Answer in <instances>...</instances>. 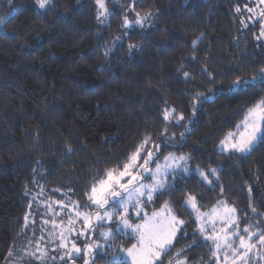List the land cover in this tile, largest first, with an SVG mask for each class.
I'll use <instances>...</instances> for the list:
<instances>
[{
    "label": "trees",
    "instance_id": "trees-1",
    "mask_svg": "<svg viewBox=\"0 0 264 264\" xmlns=\"http://www.w3.org/2000/svg\"><path fill=\"white\" fill-rule=\"evenodd\" d=\"M251 3L105 0V18L96 0H52L43 10L35 0H0V264H112L107 246L85 253L100 224L79 241L80 253L61 257L40 203L64 188L78 209L96 212L93 183L146 136L150 167L174 152L208 177L170 175L144 205L150 212L167 204L183 221L164 264L173 256L214 264L211 243L183 205L189 195L201 210L232 205L239 227L264 233V142L247 154L218 149L264 99V18L240 26ZM137 12L149 14L140 26ZM125 18L132 25L124 31ZM119 233L115 252L133 242Z\"/></svg>",
    "mask_w": 264,
    "mask_h": 264
},
{
    "label": "snow or ice",
    "instance_id": "snow-or-ice-1",
    "mask_svg": "<svg viewBox=\"0 0 264 264\" xmlns=\"http://www.w3.org/2000/svg\"><path fill=\"white\" fill-rule=\"evenodd\" d=\"M52 0H35V4L38 9H46L51 5ZM260 3H264V0H260ZM96 4L99 6L98 17H107L108 8L105 5V0H96ZM239 11V8L237 9ZM248 11H254L248 9ZM149 14L145 13L141 16L139 12L136 13V24H141ZM260 16H264V10L259 13ZM4 23V18L0 17V24ZM129 21L127 18L124 20V26L127 27ZM264 28V24L261 25ZM264 34V33H262ZM196 41H193L195 45ZM261 79L264 80V69H261ZM185 76L188 75L186 72ZM239 81H235V84H239ZM164 118H169V113L165 112ZM183 119V116H180ZM241 125L243 129L241 130ZM236 132H229L221 144L225 147H230L236 152L247 154L250 153L258 142H264V99L260 100L254 107L249 108L247 115L241 121V124L236 126ZM151 141V137L146 136L144 140L128 154L122 163H118L115 167L107 168L104 170L102 176H98L91 187V194L88 196L89 201L96 205L95 219L97 221H103L107 219L112 221L114 216H118L120 224L123 225V229H130L131 233L136 236V242L131 244V247L127 249H121L126 253V256L130 258L131 264H164V258L168 256L173 247V242L176 238L177 225L182 224L183 221L179 220L176 216L171 215V210L167 204L160 211H153L151 216L144 213L142 216V223H130V217L127 215V205L135 201L134 207L138 208L137 215L143 211L141 207V198L147 197V201H151L153 193L160 191L164 188V176L167 175V167L165 165L164 170H161L159 164L156 165L155 172H152L148 167L153 159V152L147 149V145ZM158 147V146H156ZM144 153V155H141ZM170 157H165V160ZM174 159V158H173ZM179 159L183 160L181 156ZM142 170V171H141ZM212 174L215 175L216 170L212 169ZM145 173L150 174L152 184L140 183V179L143 178ZM200 175L207 180L208 177L201 172ZM109 197L112 198V208H122L123 214H118L108 210ZM187 203L191 205L192 209L197 212V220L201 219V216H208L209 223L215 222L216 209H212V213H200L197 206L196 198L193 195H189ZM103 210V211H101ZM235 209L225 208V213L234 212ZM165 213H168L167 215ZM77 215H83L86 224H90L92 217L87 214L77 212ZM228 226H231L232 217L226 216ZM201 233L203 234L205 229L201 227ZM223 235L213 234L206 236V239L212 240L215 243L217 251L221 248L225 249V264H228V254L231 253V264H251L250 253L253 249L257 248L259 244L264 248V233H260L258 236L256 233L250 232L248 228L244 229L247 236L241 235L235 229L231 235L224 229L221 230ZM83 235V233H80ZM101 236L105 240L113 238L111 230L101 233ZM253 236H256V241H253ZM238 239V243L236 239ZM64 245L62 244L61 247ZM93 247H99V245H88L86 253L90 252ZM72 252L80 253L81 249L74 243L72 245ZM71 257V253H67ZM11 255V253H9ZM215 256L216 253L214 252ZM176 256H180V252H176ZM85 264L88 261L85 260ZM112 264H127V261L120 257H113ZM167 264H186L185 260L171 258L168 259Z\"/></svg>",
    "mask_w": 264,
    "mask_h": 264
},
{
    "label": "rangeland",
    "instance_id": "rangeland-1",
    "mask_svg": "<svg viewBox=\"0 0 264 264\" xmlns=\"http://www.w3.org/2000/svg\"><path fill=\"white\" fill-rule=\"evenodd\" d=\"M253 1H254V3H251V7L247 6L246 4L242 6L244 8L243 12H245V15L243 14L244 15L243 18L241 15V20H242L241 22L243 23V24L240 23L241 27H245V25H247V23L249 24L254 20L264 18V16L259 15L261 10H264V3H260V0H253ZM250 8L253 9L254 11H248V9H250ZM134 23H135V21H134ZM131 25L132 24L130 22H129L127 27H125L123 24L124 31L126 29L130 28ZM137 25L140 26V24H137ZM247 112L245 115H247ZM239 124H241V122ZM242 129H243V125H241V130ZM236 131H237V129L233 132H236ZM224 140H225V138L222 141H224ZM218 149L221 151H234L230 147H225L224 145H222L221 142L218 144ZM240 154H242V153H240ZM154 156L155 155L153 154V157ZM165 157H170V159L165 160ZM165 157L163 159H161L160 161H158L154 166H152V167L148 166L152 172H155L157 164H159L161 166L162 171L164 170L165 165H168L167 170H166L167 175L164 176L165 186L160 191L153 193L152 200L154 199L155 195L159 194L161 191H163L166 188L167 178L170 175L185 174V173H188L192 170L195 171L196 173H199V175H200V172L197 169L192 168L186 162L185 158L183 160L179 159V157H181V155H178V154L172 152ZM139 182L144 183V184H152L153 183L152 179L150 178L149 173H145L143 178L140 179ZM58 191H59L58 196H60L58 200L50 198L49 195L47 197V195L44 194L43 198H44L45 204L40 203L39 202V196H41L43 194V192H40L38 195H35L34 202H36V204L40 203L42 205V208L48 209L46 211L41 210L43 215L48 216V217L51 216V222L54 224V226H52V228H54V230L49 232V235H47V236L51 235V237H48V240L50 243H52V242L56 243L61 238L60 239L61 242L59 245L61 246L63 244L64 246L62 248L63 249L65 248V249L61 250V248L59 246L58 247L54 246V248L58 252V254L62 253L61 257L66 256L67 253H71V256H72V254L75 253V252L71 251L73 243L80 246V242H81V245H82V243L86 240L85 236H86L87 232H89V229H91V227L92 228L96 227L99 224L103 225V227H101V229L99 228V230H98L99 236H97V238L95 239L96 241L94 242V245H99V247H96L97 250H100V251L107 250V248H106V246H107L108 248H110L109 249L110 252H111V250H114V252H115V244H118L117 242L115 243V241H113V239H110L109 242H103L99 238L101 236L102 232L109 231V230L112 231L113 238L117 235V233L120 232L119 234H121L123 236L129 237V238L131 237L133 239L132 243L136 242V236L131 233L130 229H123V225L120 224L118 216H114L112 221H108L107 219H105L103 221H97L95 219L96 212H94V213L89 212L88 213L87 211L78 209V207L75 205V203H73V200L71 199V197L68 195V193H66V189L60 188V190H58ZM90 194H91V191H90ZM187 198H188V196L184 199L183 205L192 214L193 219L195 221L196 231L200 234L201 238L203 240H206V241L211 243L212 252L216 253L215 256L213 255L214 264H225V249L221 248L220 251H217L215 243L212 240L206 239L205 238L206 236L213 235V234H219L222 236L223 235V232L221 231L222 229L226 230L230 235L233 232V230L235 229L241 235L247 236V233L244 232L245 228H248L250 230V232L256 233L257 236L259 235V230L256 228L252 229L250 226H247L245 228L239 227L238 222H237L236 210L234 212H231V213H227V214L225 213V208H228V209H235V208L232 205L227 204L224 201H220L219 203L214 204L213 206H211L207 209H204V210L199 209L200 213L211 214L212 209L215 208L216 213L214 214L215 215V222L214 223H209V217L208 216H201V219L197 220V212L194 211L192 209L191 205L187 203ZM89 202H90L91 206H93V207L96 206V205L92 204L91 201H89ZM111 202H112V198L109 197V205L107 206L108 210L113 211V212L118 213V214H123L124 210L122 208H119V207L112 208ZM150 202L147 201L146 196L141 198V207L143 208V211L140 213V215H137V212L139 211V209L134 207L135 201H133L132 203H129L127 205V208H128L127 215L131 218L129 222L134 223V224L135 223H142L143 222L142 216L144 215V213H147L148 216H151L153 211H160L165 206V205H163L157 210L147 212L144 209L145 208L144 205L149 204ZM51 205L56 206L57 208H60L61 210L55 211L53 213ZM101 211H103V210H101ZM77 212L90 215L92 217L90 224H86V222L84 220V216L83 215H77ZM165 214L167 215L168 213H165ZM170 214L173 215L172 213H170ZM228 215H230L233 218L232 222H231V226H228V221L226 219V216H228ZM30 217H31V214H28V216L26 218L27 222L30 220ZM44 222H46V221H44ZM111 222L112 223L114 222V223L111 224ZM105 226L107 228H104ZM181 226H182V224L177 225V229H178L177 233H178ZM201 227H204V229H205L203 234L200 231ZM80 233H83V235H81ZM177 233H176V235H177ZM86 237H88V236H86ZM89 237L91 238L92 234H89ZM101 238H103V237L101 236ZM233 239H236L237 243H238V239L236 237H233ZM256 239H257V237L253 236V241H256ZM122 241H123V243L125 242L124 240H120L118 242H122ZM85 243H86V241H85ZM37 244H38V242H37ZM29 247H31V245H29ZM129 247H131V245H129L128 247H123V248L120 245V250L116 251L115 253L113 252L111 254V257L113 258L115 256V257L123 258L124 260L127 261L128 264H131L130 258H128L126 256L125 252L121 251V249H127ZM103 248H104V250H103ZM51 249H52V247H51ZM80 249L82 250L81 246H80ZM84 249L86 251L87 248H84ZM34 252H36V254H41V255H39V257H41V258L47 257V251L46 250H44V253L40 252L38 249H36V251H33V253ZM88 253L89 252H87V254ZM250 256H251V264H264V248H262L259 244H257L256 249L252 250V252L250 253ZM174 257L175 256H173V258ZM231 260H232V256H231V253L229 252L228 264H231ZM237 264H240V262L237 261Z\"/></svg>",
    "mask_w": 264,
    "mask_h": 264
}]
</instances>
